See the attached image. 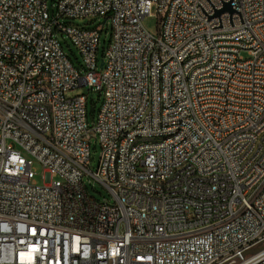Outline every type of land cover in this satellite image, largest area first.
I'll list each match as a JSON object with an SVG mask.
<instances>
[{
	"label": "built area",
	"instance_id": "1",
	"mask_svg": "<svg viewBox=\"0 0 264 264\" xmlns=\"http://www.w3.org/2000/svg\"><path fill=\"white\" fill-rule=\"evenodd\" d=\"M47 1L0 0V264H264V0H58L53 16ZM97 17L101 71L104 26L61 21ZM85 87L103 95L93 127L87 97H69Z\"/></svg>",
	"mask_w": 264,
	"mask_h": 264
},
{
	"label": "rangeland",
	"instance_id": "2",
	"mask_svg": "<svg viewBox=\"0 0 264 264\" xmlns=\"http://www.w3.org/2000/svg\"><path fill=\"white\" fill-rule=\"evenodd\" d=\"M58 0H48L47 5L48 9L53 16V12H55V7L57 6ZM62 22L68 23L70 26L77 27H85V28H96L98 26H104L103 32L101 34L99 52H98V61H99V70L101 71V63L105 57V52L109 46L111 40V21L106 20L103 17L97 18H86V19H77V20H63ZM145 29L150 32L152 35H157L158 33V19L153 15L152 17H148L143 21ZM57 37L62 44L63 50L66 55L71 59L74 63L75 67L82 72H84L83 68V58L80 55L78 49L74 46L71 39L66 33H57ZM244 56H246L244 54ZM77 95H85L87 97V111H88V123L90 127H93L96 122L97 116L101 110V106L103 103V95L97 91L92 90L89 91L87 87L79 88L73 91L69 97H74ZM15 149H19L15 146ZM101 158V146L99 140L94 136L91 139V162L89 169L92 173H96L99 168ZM34 170L36 172V183L38 185L44 184V169L38 164L34 163ZM84 185L87 188L88 194L94 199L104 202L108 201L110 204H114L115 200L109 190L103 186L100 182L96 181L92 176H86L84 178Z\"/></svg>",
	"mask_w": 264,
	"mask_h": 264
},
{
	"label": "bare ground",
	"instance_id": "3",
	"mask_svg": "<svg viewBox=\"0 0 264 264\" xmlns=\"http://www.w3.org/2000/svg\"><path fill=\"white\" fill-rule=\"evenodd\" d=\"M242 137H249V130H242ZM180 138V131H169L168 133H159L149 136L148 134H137L128 140L125 144L126 155H133V152L139 151L141 147H159L167 145ZM253 152H258V144H251V150H243L242 158L253 157ZM150 185L154 190H164V187H171L170 179L150 178Z\"/></svg>",
	"mask_w": 264,
	"mask_h": 264
},
{
	"label": "water",
	"instance_id": "4",
	"mask_svg": "<svg viewBox=\"0 0 264 264\" xmlns=\"http://www.w3.org/2000/svg\"><path fill=\"white\" fill-rule=\"evenodd\" d=\"M101 67H103V63L101 64ZM251 253H254V251H251Z\"/></svg>",
	"mask_w": 264,
	"mask_h": 264
}]
</instances>
